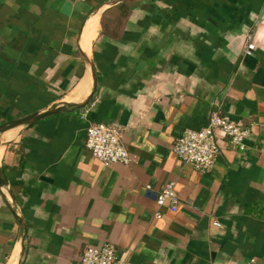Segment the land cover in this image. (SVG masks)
Instances as JSON below:
<instances>
[{"label": "crops", "instance_id": "0c3cea01", "mask_svg": "<svg viewBox=\"0 0 264 264\" xmlns=\"http://www.w3.org/2000/svg\"><path fill=\"white\" fill-rule=\"evenodd\" d=\"M0 0V264H77L111 242L126 264H264V0ZM252 44L249 53L242 47ZM216 111L212 168L174 140ZM119 128L127 164H102L85 128ZM171 182L170 211L155 194ZM159 212L160 217L155 218Z\"/></svg>", "mask_w": 264, "mask_h": 264}, {"label": "built area", "instance_id": "2783aa9c", "mask_svg": "<svg viewBox=\"0 0 264 264\" xmlns=\"http://www.w3.org/2000/svg\"><path fill=\"white\" fill-rule=\"evenodd\" d=\"M253 45L248 43L242 47V52L249 53ZM219 132L232 146L242 149L245 140L249 138L248 129L241 127L232 120L213 111L204 126L198 129H184L172 144V152L176 158L185 164H190L199 171L212 168L218 149L214 135ZM84 146L91 155L104 165L113 163L127 164L128 153L120 141L119 128L102 123L91 122L85 128ZM156 206L174 211L178 204L173 184L166 183L155 194ZM155 218L160 213H155ZM77 264H126L117 256L111 242H103L98 246L83 248Z\"/></svg>", "mask_w": 264, "mask_h": 264}, {"label": "water", "instance_id": "95a60500", "mask_svg": "<svg viewBox=\"0 0 264 264\" xmlns=\"http://www.w3.org/2000/svg\"><path fill=\"white\" fill-rule=\"evenodd\" d=\"M57 111H58V108L53 106V107L46 109V110H43L41 112H32V113L26 114L24 116H21L19 118H16L13 120H8V121L0 124V131L5 130V129L10 128V127L15 126V125H19V124L32 123L36 119L42 118L46 115L55 113ZM4 183H5V178L0 171V185L4 184Z\"/></svg>", "mask_w": 264, "mask_h": 264}, {"label": "trees", "instance_id": "16d2710c", "mask_svg": "<svg viewBox=\"0 0 264 264\" xmlns=\"http://www.w3.org/2000/svg\"><path fill=\"white\" fill-rule=\"evenodd\" d=\"M137 1L135 0H126L122 1L120 4L117 5L116 13L114 14V20H120L126 18L129 11L134 8Z\"/></svg>", "mask_w": 264, "mask_h": 264}]
</instances>
